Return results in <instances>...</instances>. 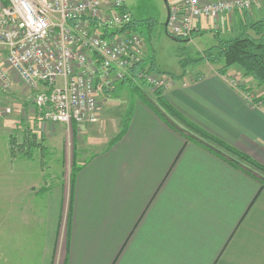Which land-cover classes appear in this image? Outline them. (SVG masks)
<instances>
[{
  "label": "crops",
  "instance_id": "crops-1",
  "mask_svg": "<svg viewBox=\"0 0 264 264\" xmlns=\"http://www.w3.org/2000/svg\"><path fill=\"white\" fill-rule=\"evenodd\" d=\"M261 20L264 3L248 12L195 21L190 39L212 32L236 36L248 30L253 35L249 25ZM203 63L206 70L198 71L199 79L172 85L164 90V100L264 168V102L247 98L253 88L238 72L228 69L221 75L218 67ZM20 88L13 86L14 96ZM4 97L0 94V101ZM31 107L38 120L37 109ZM99 112L94 124L100 122ZM126 112L124 133L118 138L120 129L110 137L75 175L64 230L63 212L56 210L55 227L41 243L49 250L47 264H264V186L186 142L144 102L136 101ZM92 125L73 126L75 136H89ZM97 131L95 137L102 132ZM4 216L0 242L7 244L1 257L12 239V214Z\"/></svg>",
  "mask_w": 264,
  "mask_h": 264
},
{
  "label": "built area",
  "instance_id": "built-area-1",
  "mask_svg": "<svg viewBox=\"0 0 264 264\" xmlns=\"http://www.w3.org/2000/svg\"><path fill=\"white\" fill-rule=\"evenodd\" d=\"M262 3L174 0L166 29L173 38L190 39L195 21ZM132 22L123 0H0V94L23 86L39 122L69 130L94 124L98 94L126 78L151 90L168 89L173 82L148 66L131 75L145 56Z\"/></svg>",
  "mask_w": 264,
  "mask_h": 264
},
{
  "label": "rangeland",
  "instance_id": "rangeland-1",
  "mask_svg": "<svg viewBox=\"0 0 264 264\" xmlns=\"http://www.w3.org/2000/svg\"><path fill=\"white\" fill-rule=\"evenodd\" d=\"M173 1L167 0L168 6ZM123 2L136 22V31L144 43V55L147 59H154L156 70L170 76L185 74L183 81L170 80L177 86L182 82V85H186L188 81L199 79L198 71H204L206 68L204 63L196 62L203 57L204 52L216 44L218 34L212 32L209 36L194 37L189 43L175 42L166 35L163 26L167 18L164 0ZM207 64L209 67H218L217 70L223 66L222 61ZM229 69L248 79L239 69ZM248 80V86L253 88L254 92L249 93L247 98L259 99L258 97L264 95V89L251 79ZM134 85V88L120 85L108 98L98 94L100 122L88 128L91 131L89 136L79 137L75 136L73 128L68 130L65 127L62 132V125L39 122L31 107L32 96L23 86L18 96H14L12 92L5 94L4 100L0 101V237L5 235L4 213L10 212L12 219L8 217V222L11 223L12 239L9 241V251L4 252L6 254L2 257L0 253V264H47L49 250L46 251L41 243L49 236L50 229L55 227V213L58 207L60 212H63L61 228H67V207L74 169L101 150L110 137H115L122 127L123 120L127 118L126 110L130 105L136 101H151L157 106L156 97L150 87L143 82H136ZM24 98H28L29 102L26 103ZM158 110L163 114L160 108ZM166 118L170 125L185 130L175 119L170 116ZM97 130L102 132L95 137L96 133L98 135ZM59 188H62L61 194ZM8 190L13 195H6ZM41 190H45V194H42ZM39 192L43 196L34 197ZM27 194L33 197L28 198ZM6 244L4 241L0 242V251L6 250Z\"/></svg>",
  "mask_w": 264,
  "mask_h": 264
},
{
  "label": "trees",
  "instance_id": "trees-1",
  "mask_svg": "<svg viewBox=\"0 0 264 264\" xmlns=\"http://www.w3.org/2000/svg\"><path fill=\"white\" fill-rule=\"evenodd\" d=\"M135 23L136 22L133 21L131 24V27L134 29H136ZM249 29L253 32V35L249 34L248 30H246L245 32H241V34L236 36L227 38L219 36L216 37V44L204 52L203 57H201L196 63L209 62L216 64L222 61L223 66L222 68H219V74L223 75L226 73V70L234 67L239 69L244 77L251 79L257 83L258 86L264 89V21L261 20L251 23L249 25ZM145 66H148V70L150 72L166 77L171 81L182 80L185 75L182 74L180 76H170L159 72L156 70L154 59H147L145 56L142 58L139 64L131 70V75L134 77L138 69L144 68ZM121 85L131 88L135 87L133 81L129 78H126ZM113 89L110 91H102L100 93L102 96L107 97ZM151 91L154 97H156V105L158 107H155L151 101H145L144 103L166 124H168L170 128L183 135L186 142L197 144L209 152L216 154L222 160L226 161L230 166L251 174L256 178L261 186H264V168L259 166L248 156L235 150L227 143L206 133L200 127L179 114L164 100L162 96L164 92L163 89H155ZM258 98L259 101L264 100V95ZM258 100H252V102L257 103ZM159 108L163 111V114L162 112L160 113V110H158ZM167 116H170L179 122L185 128V130H179L173 125H170V121L166 118ZM128 121L129 116L127 115L126 122L122 125L121 131L117 136L118 138L124 133ZM79 169L80 167L74 169V173L71 177V186Z\"/></svg>",
  "mask_w": 264,
  "mask_h": 264
},
{
  "label": "water",
  "instance_id": "water-1",
  "mask_svg": "<svg viewBox=\"0 0 264 264\" xmlns=\"http://www.w3.org/2000/svg\"><path fill=\"white\" fill-rule=\"evenodd\" d=\"M164 2H165V5H166V10H167V18H166V21H165V23H164V29H165V33H166V35L169 37V38H171V39H173L175 42H178V43H189V39H179V38H173V37H171L169 34H168V32H167V29H166V27H167V20H168V14H169V11H168V3H167V0H164Z\"/></svg>",
  "mask_w": 264,
  "mask_h": 264
}]
</instances>
